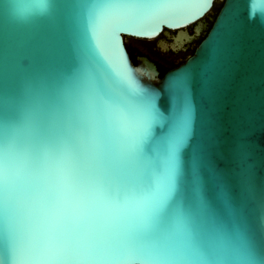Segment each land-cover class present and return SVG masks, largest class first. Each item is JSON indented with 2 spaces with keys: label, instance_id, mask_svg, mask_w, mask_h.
Returning <instances> with one entry per match:
<instances>
[{
  "label": "water",
  "instance_id": "95a60500",
  "mask_svg": "<svg viewBox=\"0 0 264 264\" xmlns=\"http://www.w3.org/2000/svg\"><path fill=\"white\" fill-rule=\"evenodd\" d=\"M212 3L0 0V149L8 112V137L36 155L95 137L104 179L160 202L150 237L181 247L191 233L189 259L171 264H264V0H223L194 52L162 75L124 45L169 29L181 42ZM136 95L154 111L143 138L144 114L128 122V155L110 109ZM0 264H15L2 209Z\"/></svg>",
  "mask_w": 264,
  "mask_h": 264
},
{
  "label": "snow or ice",
  "instance_id": "6c2138e0",
  "mask_svg": "<svg viewBox=\"0 0 264 264\" xmlns=\"http://www.w3.org/2000/svg\"><path fill=\"white\" fill-rule=\"evenodd\" d=\"M153 111L147 95L110 109L124 153L132 155L138 148V142L128 143V122L138 112L144 114L143 138ZM183 115L189 118L187 105ZM14 117L15 112L5 116L0 209L5 251L15 264H171L189 259L192 238L187 230L181 247L150 237L161 218L160 202L145 199L143 188L104 179L103 149L95 137L87 146L65 145L57 154L40 156L8 137V121ZM169 162L174 172L175 146Z\"/></svg>",
  "mask_w": 264,
  "mask_h": 264
},
{
  "label": "flooded vegetation",
  "instance_id": "af4514ba",
  "mask_svg": "<svg viewBox=\"0 0 264 264\" xmlns=\"http://www.w3.org/2000/svg\"><path fill=\"white\" fill-rule=\"evenodd\" d=\"M222 2L223 0H213L210 11L196 22L186 25L183 28V32L187 30L188 34L193 36L190 37L186 33L187 39L183 37L181 42L175 41L177 29H169L166 33L160 32L157 36L150 39L124 36V41L136 49V61L139 55H145L156 64L159 73H164L168 69L184 62L194 52L198 42L206 34ZM197 26L200 28L199 33H196Z\"/></svg>",
  "mask_w": 264,
  "mask_h": 264
},
{
  "label": "trees",
  "instance_id": "16d2710c",
  "mask_svg": "<svg viewBox=\"0 0 264 264\" xmlns=\"http://www.w3.org/2000/svg\"><path fill=\"white\" fill-rule=\"evenodd\" d=\"M124 36L129 37V38H131V37L132 38H138V37L127 36V35H124ZM138 39H142V38H138ZM124 45L126 47V50H127L128 54H129L130 58L135 63L136 62V55H137L136 49L133 46H131L130 44L126 43L125 41H124ZM162 74H163V72L159 73V75H162Z\"/></svg>",
  "mask_w": 264,
  "mask_h": 264
}]
</instances>
